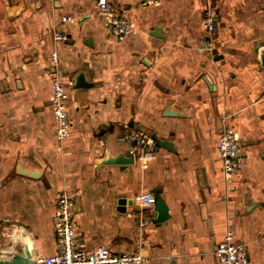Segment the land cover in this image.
<instances>
[{"label":"crops","instance_id":"crops-1","mask_svg":"<svg viewBox=\"0 0 264 264\" xmlns=\"http://www.w3.org/2000/svg\"><path fill=\"white\" fill-rule=\"evenodd\" d=\"M96 1L0 0L3 255L57 252L56 200L67 191L87 249L139 250L143 264H219L214 248L232 231L247 264H264V0H109L131 21L123 36ZM208 8L214 31L202 24ZM56 31L64 39L54 41ZM54 46L68 85L63 141L50 101ZM227 125L242 161L232 181L217 146ZM131 130L167 146L148 160L104 163L125 155ZM141 191L163 200L165 219L154 220L156 204L138 206Z\"/></svg>","mask_w":264,"mask_h":264},{"label":"built area","instance_id":"built-area-1","mask_svg":"<svg viewBox=\"0 0 264 264\" xmlns=\"http://www.w3.org/2000/svg\"><path fill=\"white\" fill-rule=\"evenodd\" d=\"M141 1L150 3L156 0ZM96 7L106 14L108 28L115 35L123 36L131 30L130 19L113 2L97 0ZM68 18L63 17L62 20ZM216 23L215 11L208 8L203 13V26L208 31H214ZM62 39H64V34L61 31H56L54 41ZM50 54L54 69L49 73L52 83L51 108L56 121L54 134L59 141H63L69 136L71 130L67 104L68 85L54 67L58 62L57 47H52ZM129 140L132 145L131 151L136 158L148 160L156 156L159 144L152 135L141 130H131ZM217 146L222 160L224 178L227 181H232L242 163L239 155L240 139L236 130L229 125L225 126L219 135ZM261 154L264 156V148L261 150ZM133 199L140 208L153 207L156 204V195L152 191L137 192ZM146 221L143 220L142 225ZM54 226L57 252L38 256L35 264H143L146 261V257L139 250L116 253L104 243H99L90 249L78 244L74 200L67 191L60 192L57 197ZM246 252V244L236 241L232 231H228L214 248V255L219 264H247Z\"/></svg>","mask_w":264,"mask_h":264},{"label":"water","instance_id":"water-1","mask_svg":"<svg viewBox=\"0 0 264 264\" xmlns=\"http://www.w3.org/2000/svg\"><path fill=\"white\" fill-rule=\"evenodd\" d=\"M152 34L154 35H158L157 30H155ZM259 52H260V61L261 63L264 65V47L259 48ZM159 144L163 145V146H167V140H163L158 138L156 135L152 136ZM127 145L129 148L126 149L125 151V155H117V156H110L108 155L103 162L104 163H120V164H133L135 163V154L131 151V142L129 140V136H127V141H126ZM19 171L23 172V173H27V174H31V175H37V173L35 171H28V170H24L21 169L20 167L18 168ZM125 203H126V198L125 197H120L118 199V209L120 210H124L125 208ZM128 203H132V200L129 199ZM156 208H157V212L158 214L155 216L154 220L156 222H159L163 219L166 218L167 216V212H166V206L163 202L162 199H157L156 201ZM5 253V250H3V248L0 247V264H35L36 263V259H32L30 256V252H18L16 254H14L12 257L8 258L5 257L3 254Z\"/></svg>","mask_w":264,"mask_h":264}]
</instances>
